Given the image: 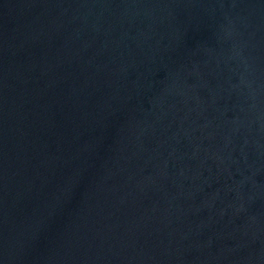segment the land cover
Instances as JSON below:
<instances>
[{
    "label": "water",
    "instance_id": "obj_1",
    "mask_svg": "<svg viewBox=\"0 0 264 264\" xmlns=\"http://www.w3.org/2000/svg\"><path fill=\"white\" fill-rule=\"evenodd\" d=\"M0 264H264V0H0Z\"/></svg>",
    "mask_w": 264,
    "mask_h": 264
}]
</instances>
